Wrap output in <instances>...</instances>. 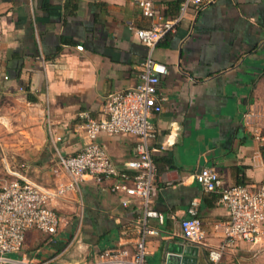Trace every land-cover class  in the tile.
Returning <instances> with one entry per match:
<instances>
[{
    "label": "crops",
    "instance_id": "obj_1",
    "mask_svg": "<svg viewBox=\"0 0 264 264\" xmlns=\"http://www.w3.org/2000/svg\"><path fill=\"white\" fill-rule=\"evenodd\" d=\"M183 1L153 0L159 16L150 18L134 0H0V132L8 130L11 167L49 188L68 183L59 156L84 147L82 114L103 117L110 93L140 82L148 48L136 29L178 14ZM203 3L190 7L153 51L168 68L158 84L164 100L152 116L151 141L158 178L152 206L164 219L148 218L157 233L147 235V264H210L229 211L196 181L202 168H215L226 186L264 182V0ZM97 141L122 168L137 138L101 133ZM114 181L84 175L52 202L62 238L54 240L53 255L45 253L46 264H78L109 248L135 251L143 212L135 200L123 205ZM194 200L206 246L182 234ZM43 244L21 254L42 260L34 253ZM253 259H264V238L240 243L221 264Z\"/></svg>",
    "mask_w": 264,
    "mask_h": 264
},
{
    "label": "built area",
    "instance_id": "obj_2",
    "mask_svg": "<svg viewBox=\"0 0 264 264\" xmlns=\"http://www.w3.org/2000/svg\"><path fill=\"white\" fill-rule=\"evenodd\" d=\"M142 13L150 18L159 16L153 0H134ZM203 0H184L178 14L164 18L148 28H137L136 35L148 48L140 64V82L131 88L110 93L104 104L103 117L94 118L88 112L82 117L86 143L73 155L59 156L60 164L71 176L68 183L55 188L32 181L20 170L8 163V155L0 144V264H46L44 260L22 255L28 233L39 230L49 235L58 232L61 215L52 202L65 193L75 190L84 175L97 181L114 179L111 190L122 192V203L128 206L133 200L142 209L141 236L135 251L124 247L105 249L89 261L78 264H147V235L157 233L148 225V218L163 221L164 215L152 206L158 194L155 148L151 141L155 136L152 122L154 113L162 109L164 96L158 90L160 78L168 73L167 65L153 56L154 48L167 34L173 32L185 17L190 7L199 9ZM77 49L83 50V45ZM129 134L137 138L131 159L120 168L99 143V134ZM195 179L206 191L217 192L220 203L229 211V219L222 223V241L209 249L210 264H221L227 254L237 251L240 243L258 244L264 238V182L250 187L244 184L224 185L219 172L213 167H204L195 174ZM189 217L181 220L184 239L206 246V231L198 216V201L188 208Z\"/></svg>",
    "mask_w": 264,
    "mask_h": 264
},
{
    "label": "rangeland",
    "instance_id": "obj_3",
    "mask_svg": "<svg viewBox=\"0 0 264 264\" xmlns=\"http://www.w3.org/2000/svg\"><path fill=\"white\" fill-rule=\"evenodd\" d=\"M8 130L6 131V134L0 132V144L2 150L6 153H8V149L6 150L5 147H7L8 144ZM6 153V154H7ZM62 238V235L59 234H54V236H48L47 233H43L39 230L33 229V231L28 234L26 242L24 244V250L30 248H34L36 245L39 247L42 243H44L41 247L43 248L42 251H35L34 256L39 257L42 260H46L49 257L48 255L45 256V253H48L51 251L50 255H53L57 250L58 247L56 246V243H53L54 240L56 242H60ZM23 254L21 253H16L13 254L12 256L15 258H21ZM253 264L258 263V264H264V259L256 261V259H253Z\"/></svg>",
    "mask_w": 264,
    "mask_h": 264
},
{
    "label": "trees",
    "instance_id": "obj_4",
    "mask_svg": "<svg viewBox=\"0 0 264 264\" xmlns=\"http://www.w3.org/2000/svg\"><path fill=\"white\" fill-rule=\"evenodd\" d=\"M263 154H264V148H263ZM48 236H52V235H49V234H47ZM24 248V247H23Z\"/></svg>",
    "mask_w": 264,
    "mask_h": 264
},
{
    "label": "water",
    "instance_id": "obj_5",
    "mask_svg": "<svg viewBox=\"0 0 264 264\" xmlns=\"http://www.w3.org/2000/svg\"><path fill=\"white\" fill-rule=\"evenodd\" d=\"M187 258H189L190 259V257H187ZM193 259V258H192Z\"/></svg>",
    "mask_w": 264,
    "mask_h": 264
}]
</instances>
